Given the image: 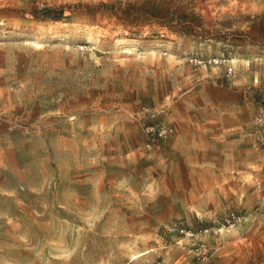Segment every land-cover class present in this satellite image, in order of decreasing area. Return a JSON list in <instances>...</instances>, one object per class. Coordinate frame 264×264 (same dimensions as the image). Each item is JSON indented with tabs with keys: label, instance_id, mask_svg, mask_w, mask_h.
Segmentation results:
<instances>
[{
	"label": "rangeland",
	"instance_id": "rangeland-1",
	"mask_svg": "<svg viewBox=\"0 0 264 264\" xmlns=\"http://www.w3.org/2000/svg\"><path fill=\"white\" fill-rule=\"evenodd\" d=\"M0 264H264V0H0Z\"/></svg>",
	"mask_w": 264,
	"mask_h": 264
},
{
	"label": "built area",
	"instance_id": "built-area-1",
	"mask_svg": "<svg viewBox=\"0 0 264 264\" xmlns=\"http://www.w3.org/2000/svg\"><path fill=\"white\" fill-rule=\"evenodd\" d=\"M228 73L231 74L232 73V70H229Z\"/></svg>",
	"mask_w": 264,
	"mask_h": 264
}]
</instances>
